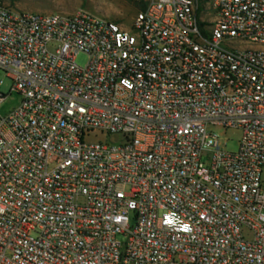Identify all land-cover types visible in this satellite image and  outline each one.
<instances>
[{"label":"built area","instance_id":"2783aa9c","mask_svg":"<svg viewBox=\"0 0 264 264\" xmlns=\"http://www.w3.org/2000/svg\"><path fill=\"white\" fill-rule=\"evenodd\" d=\"M0 69V264H264V0H0Z\"/></svg>","mask_w":264,"mask_h":264},{"label":"rangeland","instance_id":"374dc122","mask_svg":"<svg viewBox=\"0 0 264 264\" xmlns=\"http://www.w3.org/2000/svg\"><path fill=\"white\" fill-rule=\"evenodd\" d=\"M6 5L34 14H53L60 13L71 15L78 11H86L92 15L107 18L121 25L125 30L133 29V23L137 14L141 11L135 2L130 0H2ZM89 62L85 53H79L76 56V64L85 68ZM0 79L4 81L2 91L9 93L12 81L6 73L0 69ZM22 98L17 93H13L8 99L0 105V116L8 115L13 109L17 108ZM221 134L222 143L227 144V150L238 151L241 133L237 131L224 132L216 130ZM115 137H109L108 142L112 143ZM264 184V170L262 174Z\"/></svg>","mask_w":264,"mask_h":264},{"label":"trees","instance_id":"16d2710c","mask_svg":"<svg viewBox=\"0 0 264 264\" xmlns=\"http://www.w3.org/2000/svg\"><path fill=\"white\" fill-rule=\"evenodd\" d=\"M130 1L135 2L141 11H144L147 7V0H130Z\"/></svg>","mask_w":264,"mask_h":264}]
</instances>
